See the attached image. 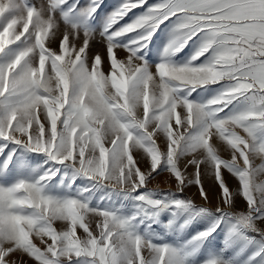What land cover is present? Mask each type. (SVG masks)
Here are the masks:
<instances>
[{
    "label": "snow or ice",
    "instance_id": "snow-or-ice-1",
    "mask_svg": "<svg viewBox=\"0 0 264 264\" xmlns=\"http://www.w3.org/2000/svg\"><path fill=\"white\" fill-rule=\"evenodd\" d=\"M105 6L0 0V264H264V0Z\"/></svg>",
    "mask_w": 264,
    "mask_h": 264
},
{
    "label": "rangeland",
    "instance_id": "rangeland-1",
    "mask_svg": "<svg viewBox=\"0 0 264 264\" xmlns=\"http://www.w3.org/2000/svg\"><path fill=\"white\" fill-rule=\"evenodd\" d=\"M154 2H156V0H149V3H154ZM116 3H118V0H105L106 6L103 7L102 11L100 12V15L103 16L106 12L110 11ZM140 11H141V9H134L133 12L129 13V17L133 16L134 14L138 15ZM127 19L128 18L126 17L125 21ZM125 21H121V23H124ZM59 43H60L59 38H57L56 41L51 44V47L54 50H58L59 49ZM96 47H99V45H97ZM94 50H95V48H94ZM118 55L121 58H123L125 56V52L120 51L118 53ZM104 67H105V70H107V63H105ZM159 142L161 143V146H163V140L161 139ZM221 154L226 159L230 158V153L228 151H225L222 149ZM134 155H136L138 160H139L140 154L135 153ZM257 163H259V161H257ZM139 166L141 167L142 170H146L148 168V161L147 160H139ZM187 171H188V174L191 178L192 174L194 173V169L189 167ZM223 174H224V176L228 182L230 189L235 190L239 186L238 179L236 177L232 176L231 174H229L227 171H224ZM201 179H202V183L204 185V188L208 193L207 206H209L213 209L217 206L222 207L223 201L220 198L221 197V190H220L218 184L215 182L214 177L211 174H208V175H202ZM148 189H150V190L158 189V190L163 191V192L177 191V181L174 178L170 177L167 172H165V173H162V174L156 176V178L153 179L148 184ZM184 193L187 194L186 197L194 199L197 204H204L205 203L200 198L199 193H198V187L195 185H190L189 187H187L185 189ZM236 208L237 209H245L246 208L245 201L240 197L236 198ZM56 227L60 228L61 225L57 224ZM91 227H92L93 232L97 231L95 222L92 223ZM78 232L80 233V235H82V236L84 235L82 230L78 229ZM36 243L39 244L40 243L39 240H37ZM13 259H19V255L17 254V256L13 257ZM24 259L28 260L27 257H25ZM28 264H34V262L32 260H28Z\"/></svg>",
    "mask_w": 264,
    "mask_h": 264
},
{
    "label": "trees",
    "instance_id": "trees-1",
    "mask_svg": "<svg viewBox=\"0 0 264 264\" xmlns=\"http://www.w3.org/2000/svg\"><path fill=\"white\" fill-rule=\"evenodd\" d=\"M169 190H170V189H169ZM184 196L186 197V196H187V194H185V193H184Z\"/></svg>",
    "mask_w": 264,
    "mask_h": 264
}]
</instances>
